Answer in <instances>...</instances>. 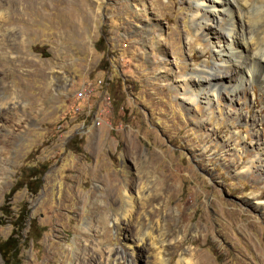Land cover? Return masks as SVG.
Instances as JSON below:
<instances>
[{
	"label": "rangeland",
	"instance_id": "rangeland-1",
	"mask_svg": "<svg viewBox=\"0 0 264 264\" xmlns=\"http://www.w3.org/2000/svg\"><path fill=\"white\" fill-rule=\"evenodd\" d=\"M188 1L0 0V241L28 213L13 264H264V180L233 118L264 141V91L182 104L174 78L211 65Z\"/></svg>",
	"mask_w": 264,
	"mask_h": 264
},
{
	"label": "bare ground",
	"instance_id": "bare-ground-1",
	"mask_svg": "<svg viewBox=\"0 0 264 264\" xmlns=\"http://www.w3.org/2000/svg\"><path fill=\"white\" fill-rule=\"evenodd\" d=\"M190 3V22L196 33L203 37L211 48V65L207 66L204 62L187 76L181 75L179 80L174 78L171 84L180 95L182 104L189 105L200 101L208 107L213 103V98L219 96L224 89H227V92L223 94V97L230 103L237 97L238 88L247 82H257L264 91V0H192ZM253 9L254 12H251ZM0 18L3 19L1 12ZM163 35L164 33L160 30L158 39L161 40ZM6 103V100L0 96V108L6 106ZM9 108L14 110L15 103H12ZM233 118L238 122L248 121L253 133L254 142L248 145L252 150L251 162L255 165L250 163L243 170L249 172L253 168L264 180V141L260 139L257 128V122L260 119L256 114L249 117L243 115L241 108L233 112ZM225 147L227 150L231 149L229 143H226ZM243 170L240 172H244ZM125 197L126 208L131 210L134 208L132 204L134 196L126 193ZM253 205L257 207L260 203L254 202ZM127 209L121 214L123 218L130 215ZM147 232L146 235L150 237ZM149 243L153 244V241ZM110 251L109 249L107 253L101 250L97 252L103 259ZM155 259L159 264H165L160 249L155 252ZM72 264L90 263L84 261V258H79ZM96 264L107 263L99 260Z\"/></svg>",
	"mask_w": 264,
	"mask_h": 264
},
{
	"label": "trees",
	"instance_id": "trees-1",
	"mask_svg": "<svg viewBox=\"0 0 264 264\" xmlns=\"http://www.w3.org/2000/svg\"><path fill=\"white\" fill-rule=\"evenodd\" d=\"M104 40L103 38H99L98 44L103 45ZM99 46V45H98ZM105 64V63H104ZM102 68V66L100 67ZM28 178L31 179V181H24L21 184V187L26 188L31 193H36L39 191V186L32 187L31 182H34V180L37 179L36 174H30L28 175ZM17 225L15 224L16 228H18V232L16 233L15 237L9 236L8 238L0 241V255L1 257L6 261L9 262V264H13L14 260L18 258L19 252H20V235L21 231L27 224L28 220V213L27 211L19 213L16 217ZM28 240L32 239L34 241L38 240L40 238V233H33L32 229V222H30V226L28 228Z\"/></svg>",
	"mask_w": 264,
	"mask_h": 264
},
{
	"label": "built area",
	"instance_id": "built-area-1",
	"mask_svg": "<svg viewBox=\"0 0 264 264\" xmlns=\"http://www.w3.org/2000/svg\"><path fill=\"white\" fill-rule=\"evenodd\" d=\"M98 84L102 87L103 85H105L106 83L101 81V80H98ZM104 87V86H103ZM90 91V90H89ZM87 93H88V90H87ZM96 123H99L98 121H96Z\"/></svg>",
	"mask_w": 264,
	"mask_h": 264
}]
</instances>
